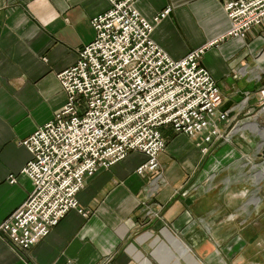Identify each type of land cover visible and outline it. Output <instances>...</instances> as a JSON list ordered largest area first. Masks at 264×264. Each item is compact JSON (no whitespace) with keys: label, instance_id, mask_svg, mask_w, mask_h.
I'll return each mask as SVG.
<instances>
[{"label":"crops","instance_id":"obj_1","mask_svg":"<svg viewBox=\"0 0 264 264\" xmlns=\"http://www.w3.org/2000/svg\"><path fill=\"white\" fill-rule=\"evenodd\" d=\"M136 5L149 20L171 7L152 37L173 58L207 46L201 62L217 79L221 109L229 112L220 122L226 138L204 142L203 134L191 137L166 127L158 170L139 173L148 157L131 151L87 176L77 197L89 214L70 210L27 251L0 237V264H264V232H246L251 201L244 193L249 184L264 186L247 172L250 165L264 167V157L256 160L264 150L249 149L259 139V147L264 143L258 102L264 73L257 75L264 69V49L256 63L246 59L245 42L226 35L232 22L220 0ZM109 7L108 0H0V221L33 190L22 172L31 158L23 141L65 105L57 74L94 40L91 20ZM235 186L239 195L228 197ZM263 199L258 196L256 205Z\"/></svg>","mask_w":264,"mask_h":264},{"label":"built area","instance_id":"obj_2","mask_svg":"<svg viewBox=\"0 0 264 264\" xmlns=\"http://www.w3.org/2000/svg\"><path fill=\"white\" fill-rule=\"evenodd\" d=\"M108 1L110 7L91 20L94 40L78 50L74 65L57 74L67 94L65 105L23 141L31 158L22 172L33 181V190L0 221V237L23 251L46 237L70 210L89 214L77 197L87 176L131 151L148 157L139 173L158 170L157 157L167 147L166 127L191 137L203 134L204 142L226 138L220 122L229 112L221 109L217 79L201 62L207 46L175 59L152 37L171 7L149 20L137 0ZM220 1L232 22L227 36L264 28V0ZM258 102L264 113V86Z\"/></svg>","mask_w":264,"mask_h":264},{"label":"rangeland","instance_id":"obj_3","mask_svg":"<svg viewBox=\"0 0 264 264\" xmlns=\"http://www.w3.org/2000/svg\"><path fill=\"white\" fill-rule=\"evenodd\" d=\"M261 28H262V30L260 29L258 32L252 31L253 33L251 34L249 32L251 30H253V28H252L244 36L238 37V38L242 39L245 42L244 43V47H243V51L247 55L246 59H249L250 62H252V63H256L255 60L258 58L259 53L261 51H263V49H264V28L263 27H261ZM263 73H264V69L258 70L257 75L262 77ZM262 125L263 126L259 125L260 128L261 127L264 128V124H262ZM253 129H254V127H253ZM254 132L256 134L260 135L257 132V130H255V129H254ZM237 135H238V133H237ZM261 142H263V141L261 139H259L257 144H253V146H250V148H249L250 151L252 152V150H256V152H258V151L262 152L264 150V143L262 144L261 147H259V144ZM254 145H255V147H254ZM256 152H255V154H256ZM251 156H252V153H251ZM263 157L264 156L262 154H258L256 156V160L257 161H261V160H263ZM255 169H252V167L250 165V169H249L250 171H247V172L248 173L250 172L249 174L251 175L252 178H254L255 182H257V181H259L261 179L264 180V167L259 169V170H255ZM253 186H254V184H252V185L249 184V186L245 189V192L243 191L244 193L247 194V195H245V197L249 196L250 197V201H251V203H250L251 204V206H250L251 215H250V220H249L250 224H249V228L246 229V232H264V199L259 204V206L256 205V203H257L256 199L258 198V196H260V197L262 196L264 198V186L262 188H260V190H257ZM236 189H237V186H235L234 188H230V190L228 191V193H229L228 197H230L233 194L239 195L241 190L240 189L236 190ZM246 191H248V192H246ZM236 202L237 201H235V203ZM240 217L241 216H239V218ZM262 239H263L262 243H264V236L262 237Z\"/></svg>","mask_w":264,"mask_h":264}]
</instances>
